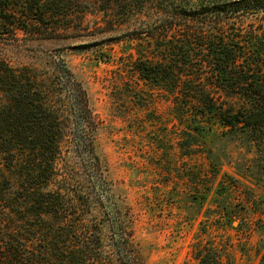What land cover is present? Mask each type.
I'll return each mask as SVG.
<instances>
[{
	"label": "rangeland",
	"instance_id": "1",
	"mask_svg": "<svg viewBox=\"0 0 264 264\" xmlns=\"http://www.w3.org/2000/svg\"><path fill=\"white\" fill-rule=\"evenodd\" d=\"M10 2L21 25L0 34V63L59 80L65 137L49 189L100 233L103 264H199L192 252L210 241L220 264H264V133L219 124L202 132L208 119L177 108L196 88L234 111L249 100L209 79L157 87L135 69L160 59L170 39L161 34L183 22L189 0ZM198 3L205 27L217 0Z\"/></svg>",
	"mask_w": 264,
	"mask_h": 264
},
{
	"label": "trees",
	"instance_id": "2",
	"mask_svg": "<svg viewBox=\"0 0 264 264\" xmlns=\"http://www.w3.org/2000/svg\"><path fill=\"white\" fill-rule=\"evenodd\" d=\"M111 1L132 8L148 0ZM189 3L191 12L183 22H173L161 34L170 39L169 45L162 44L160 59L139 60L136 71L154 86L175 90L209 79L249 100L248 108L234 111L204 91L198 94L197 88L195 96L186 92L187 104L180 101L177 108L185 112L194 107L196 120L208 119L198 121L202 132L219 124L264 133V0H217L216 17L207 15L205 27L195 16L198 0ZM12 9L10 0H0V34H6L7 26L21 25L13 21ZM249 18L255 22L248 27L243 22ZM54 79L0 63V264L104 263L100 233L90 229L75 201L49 189L65 137L61 84ZM79 89L78 95L87 96L81 85ZM210 243L202 248L196 244L192 254L199 264L221 263L220 250Z\"/></svg>",
	"mask_w": 264,
	"mask_h": 264
}]
</instances>
